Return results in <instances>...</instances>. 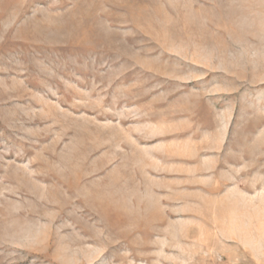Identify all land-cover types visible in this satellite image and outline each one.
<instances>
[{"label":"rangeland","instance_id":"374dc122","mask_svg":"<svg viewBox=\"0 0 264 264\" xmlns=\"http://www.w3.org/2000/svg\"><path fill=\"white\" fill-rule=\"evenodd\" d=\"M0 264H264V0H0Z\"/></svg>","mask_w":264,"mask_h":264}]
</instances>
